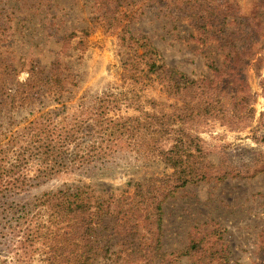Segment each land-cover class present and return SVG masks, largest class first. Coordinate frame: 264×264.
<instances>
[{
	"label": "trees",
	"instance_id": "16d2710c",
	"mask_svg": "<svg viewBox=\"0 0 264 264\" xmlns=\"http://www.w3.org/2000/svg\"><path fill=\"white\" fill-rule=\"evenodd\" d=\"M101 2V6L114 5L112 18L123 24L120 36L130 41L134 50L133 56L126 61V70L131 77L135 79L139 71H144L148 78L155 75L154 79L163 90L180 102L167 111L163 103L149 99L146 108L141 97L133 92L106 91L93 97L91 102L80 104L76 112L69 115L65 114L67 103L63 100L69 85L59 60L49 70L42 68L35 59L22 69L12 62H2L0 246H5L4 253L11 255L0 252V264H35L37 255L42 257L43 264H93L99 250L95 245L96 231L101 227L102 218L111 214L115 198L107 197L84 181L64 184L55 191L33 198L28 194L32 188L55 177L74 172L87 174L106 166L125 152L137 153L139 159L149 162L159 158L173 168V173L156 178L155 188L150 185L145 190L138 184L136 200L130 197L117 200L118 207L129 201L128 207L126 210L119 208L117 224L105 248L110 251L124 241L123 244L130 245L127 248L129 254L137 252L139 248L136 250L135 242L140 224L137 219L142 218L146 228L140 238L149 242V237L150 248L147 250L154 254L141 264H172L166 260L162 249L165 197L188 184L218 175L210 172L213 165L202 160L204 151L199 145V136L181 126L197 121V116L203 113L218 114L212 110L217 109L220 98L194 104L197 95L214 94L210 91L217 82V89H227V93L232 94L235 115L247 110V60L244 58L260 27L248 25L242 28L237 9L227 0ZM148 9L157 14L168 11L167 15L174 11L178 17L188 18L195 30L191 37L203 44L216 41L229 62L227 66L219 68L212 63L215 78L197 79L167 66L151 39L147 35L136 36L132 30V23ZM235 23L239 26L231 27ZM90 33V28L74 30L63 35V41L66 45L73 37H78L77 46L84 45ZM22 72L27 75L23 80L20 79ZM238 91H242L239 99ZM48 96L57 103L54 108L41 105ZM187 98H191L188 103ZM24 108H29L30 117L17 122L15 113ZM21 195L26 197L19 201ZM203 241L201 236H191L187 246L179 251L178 258L197 253L203 248ZM154 258H158V262L153 263ZM214 263L230 264L223 246L208 253L200 264Z\"/></svg>",
	"mask_w": 264,
	"mask_h": 264
},
{
	"label": "rangeland",
	"instance_id": "374dc122",
	"mask_svg": "<svg viewBox=\"0 0 264 264\" xmlns=\"http://www.w3.org/2000/svg\"><path fill=\"white\" fill-rule=\"evenodd\" d=\"M101 1L0 0V64L12 62L22 69L35 59L42 68L49 70L59 60L69 85V91L63 97L67 103L65 114H74L80 104L91 102L103 92L125 90L140 96L146 108L149 107L147 100L156 99L164 104L165 110H173L172 105L180 100L167 94L154 79L155 75L148 78L144 71H139L138 80H135L126 70V61L133 56L134 50L130 41L120 36L123 24L112 18L114 5L101 6ZM227 1L237 9L242 28L248 25L260 27L244 58L247 60L248 83L245 94L249 95L247 112L235 115L232 94H228L227 89H217V82L210 91L214 94H208L211 97L197 95L194 104L220 98L221 103L212 110L218 114L203 113L197 116V121L179 124L199 136V145L204 151L202 160L213 165L210 172L218 175L188 184L165 197L162 249L166 260L172 264H200L219 246L227 249L230 264H264V0ZM170 12L171 15H167L168 11L157 14L148 9L132 23V30L136 36L147 35L151 39L167 66L184 72L191 79L215 78L212 63L225 68L229 63L225 53L216 41L197 42L191 37L195 30L190 20ZM237 24L231 27L239 26ZM83 28H90L91 32L84 45L77 46L78 37L65 45L63 35ZM141 67L144 68V63ZM26 76L22 72L20 79ZM241 93L237 92L238 99L242 97ZM185 101L188 103L191 98ZM56 104L48 96L41 105L54 108ZM27 117H30L29 108L19 109L14 118L22 122ZM137 155L125 152L87 174L74 172L55 177L32 188L28 194L33 198L55 191L64 184L84 181L107 197L115 198L111 214L102 218L101 227L96 231L95 245L99 250L93 264H141L154 254L147 250L150 248L149 237V242L140 238L146 228L142 218L137 219L140 223L135 242L136 250L139 248L137 252L129 254L127 248L130 245L123 244L124 241L110 251L105 248L117 224L119 208L126 210L128 207L129 201L118 207L117 200L126 197L136 200L138 184L145 190L150 185L155 188L156 178L173 173V168L161 159L149 162ZM223 174H226L224 178ZM25 197L21 195L19 201ZM191 236L203 237V248L178 258L179 251L187 246ZM5 248L0 246V252L11 255L4 253ZM152 262H158V258ZM35 264H43L40 255Z\"/></svg>",
	"mask_w": 264,
	"mask_h": 264
}]
</instances>
